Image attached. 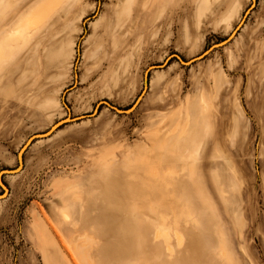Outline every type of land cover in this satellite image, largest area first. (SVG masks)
<instances>
[{
    "label": "rangeland",
    "instance_id": "rangeland-1",
    "mask_svg": "<svg viewBox=\"0 0 264 264\" xmlns=\"http://www.w3.org/2000/svg\"><path fill=\"white\" fill-rule=\"evenodd\" d=\"M25 1L0 0V32L45 5L0 71V264H264V0ZM102 100L136 104L31 142Z\"/></svg>",
    "mask_w": 264,
    "mask_h": 264
},
{
    "label": "crops",
    "instance_id": "crops-1",
    "mask_svg": "<svg viewBox=\"0 0 264 264\" xmlns=\"http://www.w3.org/2000/svg\"><path fill=\"white\" fill-rule=\"evenodd\" d=\"M30 1H32V0H26L25 2H23L25 4L24 7H26V5H28V3ZM34 8H31L29 10V12L26 14V16L18 18L14 22V24H12V26L1 31L2 33L0 32V51H2V53H3V54L0 53V71L6 70L5 73L6 72L9 73L12 71V67H11L12 64L14 62L16 64L17 61H19V59H20L18 57H21L23 55L22 53L19 54L20 51L23 49V46H26L28 44V41L34 35V33H36V28H37L36 26L34 28H25V25H24L25 18L27 17V15H29L32 12V10ZM103 27H104V29H106L105 25ZM16 29L21 30V35H19L16 39H10L8 37V35L10 34L11 31L16 30ZM4 50H6L7 52H5ZM22 58L20 59L19 62L25 61V58H23V59ZM51 127L52 126H50L49 129ZM190 131L191 130L187 131V134H190ZM193 135H194V133L192 132L190 141L187 140L184 143H180L178 140H176L174 142L171 141L173 143V145H172V143H168L166 145V151H169V152H168V156H166V158H165V162H166V167L170 172H174V173L178 174V173H180V171H184L186 167L191 168L193 166V169L195 168L194 165H196L195 160L197 158V154L191 153L192 146L194 145V140L192 139ZM188 142H189V144H188ZM189 146H191V148ZM193 147H195V146H193ZM223 156H222L223 162L227 163L229 161V158H227L226 155H223ZM197 160H199V159H197Z\"/></svg>",
    "mask_w": 264,
    "mask_h": 264
},
{
    "label": "water",
    "instance_id": "water-1",
    "mask_svg": "<svg viewBox=\"0 0 264 264\" xmlns=\"http://www.w3.org/2000/svg\"><path fill=\"white\" fill-rule=\"evenodd\" d=\"M234 36H232V34L230 36H227L225 39L221 40L220 42L218 43H215L211 46H209L205 51H203L200 55L194 57V58H191V59H188L186 61L182 60V58L180 56H178L177 54H172L171 56H169L165 62H163L162 64L160 65H153V66H150L147 71H146V76H145V81L147 82V74L148 72L152 71V70H155V69H159L161 67H163L164 65H166L167 61H169L171 58H176L177 61L183 65H189L191 63H193L194 61H197L201 58H203L204 56H206L207 54H209L212 50L216 49V48H220L222 46H225L226 44H228L231 39L233 38ZM136 103H133V105H131L129 108L127 109H119L118 107L110 104L108 101L106 100H102L100 102H98L96 105H95V108L93 109V112L92 114H88V115H83V116H77V117H71V116H67L65 117L64 119L58 121L52 128H50L48 131H45L44 133H39V134H34L30 137V140L31 142L37 138H41V137H46V136H43L47 133L51 134L53 131H55L56 129H58L60 126L64 125L65 123H68V122H74L76 120H79V119H82V118H86V117H89L91 115H93L95 113V111H98L99 107L101 105H105V107H108L109 109H112L113 111H115L116 113H121V114H128L130 112H132L134 110V106H135ZM54 129V130H53ZM22 164L20 163L19 166H17L16 168L14 169H3L0 171V188L2 189L1 193H0V199H3L5 198V196L7 195V187L5 186V184L3 183L2 181V177L3 175H9V174H15L17 173V170L19 169V167L21 166ZM6 193V195H5Z\"/></svg>",
    "mask_w": 264,
    "mask_h": 264
},
{
    "label": "bare ground",
    "instance_id": "bare-ground-1",
    "mask_svg": "<svg viewBox=\"0 0 264 264\" xmlns=\"http://www.w3.org/2000/svg\"><path fill=\"white\" fill-rule=\"evenodd\" d=\"M59 1V0H58ZM55 3V2H54ZM56 4V3H55ZM55 4H53V5H55ZM47 6V5H46ZM48 6H50V5H48ZM50 7H52L53 8V6L51 5ZM45 10V5L43 4V5H38V6H36L33 10H32V12L29 14V15H27V17L25 18V20H24V25H25V28H34L35 26H36V23L35 22H38V20H40V19H38L39 17L38 16H40V17H42L41 15H44V13H42L43 11ZM15 12V11H14ZM45 12V11H44ZM46 12H47V9H46ZM48 14V13H47ZM35 18L36 19H38L37 21H35ZM43 19V18H42ZM40 22V21H39ZM38 22V23H39ZM37 23V24H38ZM12 26V25H11ZM2 33V32H1ZM232 35H233V33H231ZM230 34V35H231ZM19 35H21V30H18V29H16V30H13V31H11L10 32V34H9V36L10 37H18ZM229 35V36H230ZM15 38V39H16ZM0 53H2V51H0ZM3 54V53H2ZM19 55V54H18ZM15 59V58H14ZM10 65V64H9ZM145 76H146V72H145V74H144V84L146 83V81H145ZM62 120V119H61ZM57 123V122H56ZM56 123H54L53 125H52V127L56 124ZM51 127V128H52ZM49 130V129H48ZM54 130V129H53ZM47 135H49V133H47V134H45V135H43V136H47ZM172 143V142H171ZM176 145V144H175ZM171 146V145H170ZM176 147V146H175ZM23 151V150H22ZM22 151H20L19 153H18V156H17V160H18V165H20V163H21V153H22ZM176 154V153H175ZM173 158V157H172ZM170 159V158H169ZM171 160V159H170ZM185 161V160H184ZM223 161V160H222ZM181 164V163H180ZM19 170V169H18ZM17 170V171H18ZM194 170V169H193ZM63 217L64 218H68V215H67V213L66 212H63Z\"/></svg>",
    "mask_w": 264,
    "mask_h": 264
}]
</instances>
